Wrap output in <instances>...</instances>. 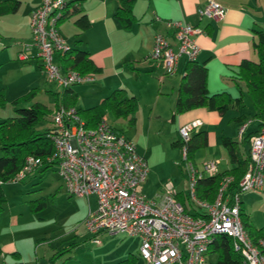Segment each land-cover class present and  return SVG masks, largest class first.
Here are the masks:
<instances>
[{"label":"built area","instance_id":"obj_1","mask_svg":"<svg viewBox=\"0 0 264 264\" xmlns=\"http://www.w3.org/2000/svg\"><path fill=\"white\" fill-rule=\"evenodd\" d=\"M66 7L67 0H40L30 19L33 45L39 50L42 71L51 83L63 88L94 80L90 74L63 68L56 60L71 47L58 24ZM197 11L201 20L220 21L227 15V8L218 0H208ZM156 20L173 29L177 48L158 32L152 58L164 63L166 75H173L178 70L180 57L196 60L200 46L195 37L204 30L184 21L163 20L159 16ZM29 58L26 52L19 53V59ZM51 122L47 136L55 151L47 160L57 162L58 172L71 196L96 197V207L90 209L85 220L87 230L93 234V243L101 244L105 233L138 236L140 254L146 264H208L211 244L217 236L226 235L241 253L243 264H264V236L254 241L241 215L242 195L250 190L264 191V120L250 138V162L237 191L229 192L234 177L223 176L212 201L200 198L197 186L199 179L219 173L217 161L209 160L197 166L189 158L192 132L202 122L194 120L180 126L181 165L189 185L186 202L179 199V191L170 181L160 199H149L144 194L148 162L136 144L112 127L105 116L96 127H88L76 107L61 104L53 110ZM246 126L241 127L240 134L245 133ZM42 163L40 157L27 156L12 181L25 179Z\"/></svg>","mask_w":264,"mask_h":264},{"label":"crops","instance_id":"obj_2","mask_svg":"<svg viewBox=\"0 0 264 264\" xmlns=\"http://www.w3.org/2000/svg\"><path fill=\"white\" fill-rule=\"evenodd\" d=\"M207 1L136 0L133 6L136 21L131 27L125 28L115 17L118 7L117 0H83L80 7L90 19L91 26L77 36L78 32L75 41L81 40L77 42V47L88 50L94 64L99 68L96 73L90 75L93 76L95 81L99 82L93 90L95 94L100 96V102L114 89L125 88L130 95L137 97L140 105V94L143 92V87L150 91L158 92L159 95L175 94L177 102L178 90L186 70L187 59L185 56L180 57L177 63V72L168 76L166 75L164 63L161 60L152 58L154 37L158 32L163 33L177 48L173 29L167 28L164 22L157 21V16L163 20L184 21L204 30L203 33L195 37L200 46L196 62L205 64L208 67L207 86L211 93L226 91L235 98L242 97L243 101L247 93L250 96L246 83L238 77V70L244 60H259L254 45L259 38L257 31H264V0H218L227 8L225 19L220 21L200 19L197 10ZM20 2L19 9L16 12H12L17 14L22 11L20 19L12 21L0 19V25L3 29L12 33V35H7L8 38L27 41L20 42L12 47L15 48L18 57L19 52L24 49L30 58L22 61L25 63H36L41 70V59L38 57L39 50L33 45V34L30 25L31 14L40 5V0H30L24 8H21L22 0ZM73 7H70L68 18L73 17L78 29L76 20L81 13H74ZM22 31L23 33H21ZM70 46L72 45L70 44ZM56 60L58 62V58ZM2 62L5 63L4 61ZM30 86L33 85H28L27 87L30 88ZM159 99L156 100L154 106L159 104ZM244 106L245 103L239 108L231 107L224 113L209 110L204 106L182 113L176 110L177 114L173 115L172 121L177 123V134L181 125L194 120H201L202 124L192 134L200 131L207 133L208 143L197 150L193 158L197 166H202L209 160L217 161L219 172L228 171L236 166L232 162L227 148L223 145V136L233 139L237 143L241 155L246 156V150H250L251 136L247 141L245 138L255 134L261 128L262 121L255 116L257 110L252 102L253 108L251 110L257 122L256 124L253 120L247 122V117L243 110ZM246 108L250 109V105ZM138 110L139 106L132 121L133 125H136L138 120ZM104 116L107 119L106 114ZM245 124H247L246 130L244 135H242L240 134V129ZM110 125L118 129L119 132L124 133L122 129L112 124ZM126 136L129 137L128 135ZM179 137L178 134L177 139L172 142L173 146L180 147L178 143H175ZM132 141L136 144L138 152L144 157L139 151L138 144L134 140ZM221 156L226 161L227 165L225 168H221ZM197 157L202 158L201 162L197 161ZM150 174L151 169L149 166V175L143 186V192L148 184ZM166 184L162 186V191L156 194L155 199H160L165 193ZM175 188L177 187L175 186ZM178 191L183 194V200L186 202L188 192L184 190ZM91 197L95 196L92 195ZM91 197H89L88 201H90ZM0 246L3 250V254L0 257V260H4L3 264H8L7 254L13 257L15 260L14 264L20 261L24 264L22 251L15 239L7 242L2 240L0 241ZM15 254H18V257Z\"/></svg>","mask_w":264,"mask_h":264},{"label":"rangeland","instance_id":"obj_3","mask_svg":"<svg viewBox=\"0 0 264 264\" xmlns=\"http://www.w3.org/2000/svg\"><path fill=\"white\" fill-rule=\"evenodd\" d=\"M29 1L22 0L21 8L27 6ZM21 15L22 11L17 14L8 13L0 19L19 20ZM59 27L67 42L77 48L75 39L79 31L73 17L63 21ZM7 35L12 33L0 25V90L5 93L7 99L6 104L0 106V120L16 115V108L21 104L16 106L14 100L32 88H38V91L27 105L39 101L53 111L56 108V94H60L63 87L51 83L36 63H25L19 59L12 46L27 41L12 40ZM21 52L26 51L22 49ZM98 84L99 82L94 80L73 86L79 95L76 102L78 109L88 108L100 102V96L93 90ZM28 85L33 86L28 88ZM140 95L136 125H133L129 118H117L110 112L106 114L107 120L134 140L139 146V151L147 159L151 174L144 192L149 199L160 193L162 186L169 181L174 183L177 190L188 192V181L181 166L182 150L172 145L179 134L177 123L172 121L173 115L177 114L176 95H159L158 92L145 87ZM158 98L159 104L154 106ZM244 103L243 110L247 122L253 120L256 124L251 110L252 100L248 93ZM249 105L250 109H247ZM51 124L50 114L37 123L36 129L44 131L51 127ZM221 157V168H225L226 161ZM201 159L197 157L198 162H201ZM3 190L7 201L0 214V241L15 239L22 251L24 264H52L54 255L67 247L71 249L64 253L57 263L65 261V264H116L130 257L127 263L146 264L140 254L141 239L138 236H110L105 233L101 236V244L92 242L93 234L86 229L85 220L90 209H95L96 198L91 197L88 201L86 197L71 196L57 165L44 173L35 171L22 181L5 182ZM242 199L251 223L257 228L264 227V193L250 190L242 195ZM42 202L43 205L40 204ZM68 256L70 258L66 260ZM217 256L216 253H210L208 264H215ZM7 257V263L14 264L13 257L10 254H7ZM3 261L1 259L0 264H3Z\"/></svg>","mask_w":264,"mask_h":264},{"label":"trees","instance_id":"obj_4","mask_svg":"<svg viewBox=\"0 0 264 264\" xmlns=\"http://www.w3.org/2000/svg\"><path fill=\"white\" fill-rule=\"evenodd\" d=\"M83 0H67V7L64 9L62 17L59 19L60 24L63 20L69 17L70 7H73L74 13H81L76 20L80 35L83 31L91 26V21L83 9L80 7ZM118 7L115 17L123 27L129 28L136 21L133 6L136 0H117ZM20 0H0V16L16 12L20 7ZM158 21V20H157ZM160 22V21H159ZM259 34L258 41L254 47L257 51L259 60H244L238 70L239 79L243 80L251 96L254 107L256 108V117L264 120V31H257ZM81 40H77L80 42ZM59 65L63 68H73L83 75L96 73L99 68L91 59V54L86 49L79 47H70L63 56L58 57ZM208 67L205 64H199L196 60H187L186 70L181 81L178 97L176 102L177 112H185L197 107H207L212 111L224 113L231 107L239 108L244 105L242 97H233L226 91L211 93L207 86ZM38 88H32L20 98L14 100L16 106V115L5 120H0V214L4 210L7 201L3 190V183L12 181V179L23 168L27 156L40 157L43 161L42 165L36 168L35 171L44 173L54 167L57 162H49L48 157L54 155V145L47 134L51 131V127L44 131L36 129L37 123L52 114L53 111L43 105L39 101H34L27 105L35 97ZM57 101L55 107L64 105L66 107H76L78 93L72 87L63 88V91L57 93ZM7 102L5 94L0 90V106H4ZM139 106L136 96L130 95L125 88H116L107 95L99 104L88 108H77L78 114L87 123L88 127H96L102 117L108 112L113 113L117 118H129L134 120V115ZM116 129V128H115ZM119 131L118 129H116ZM258 132V131H257ZM255 132V134L257 133ZM244 135V134H243ZM254 135V134H253ZM252 136L249 135L245 139ZM245 137V136H244ZM222 142L227 148L232 162L236 165L234 168L219 172L215 176L204 177L199 179L197 186V194L200 198L212 201L216 197L220 181L223 176L231 175L234 181L229 187V192L234 194L238 189V182L246 172L249 162L250 153L246 150V156H242L237 143L230 137L223 136ZM178 143L182 148V141L179 137ZM208 143V136L205 132H197L192 134L189 142V158L193 160L197 150ZM182 166V165H181ZM183 168V167H182ZM184 171V170H183ZM31 172L30 174H32ZM23 180V179H22ZM21 180V181H22ZM179 199L184 202L183 194L179 193ZM40 204H44L43 202ZM186 204V203H185ZM244 226L254 241L259 237L264 236V227L257 228L249 220V215L242 210ZM93 238V237H92ZM76 245V244H74ZM72 245V246H74ZM67 247L64 250L57 252L51 259L52 264H65V261L57 263V261L70 250ZM216 253L217 261L215 264H243V257L240 252L234 249L233 240L226 235H219L215 238L208 251ZM3 254L0 246V257ZM18 257V254H15ZM66 257L65 259H69ZM130 258V257H129ZM119 261L116 264H131L129 260ZM15 264H22L17 262Z\"/></svg>","mask_w":264,"mask_h":264}]
</instances>
